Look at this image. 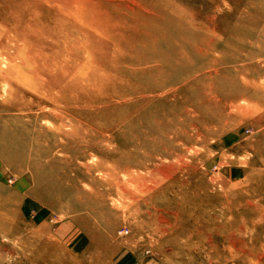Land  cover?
<instances>
[{
  "label": "rangeland",
  "instance_id": "obj_1",
  "mask_svg": "<svg viewBox=\"0 0 264 264\" xmlns=\"http://www.w3.org/2000/svg\"><path fill=\"white\" fill-rule=\"evenodd\" d=\"M0 1V6H3L0 11L9 14L24 10L58 11V6L52 0ZM64 1L70 8L76 2L77 5L81 3L87 6L88 11H96V5L92 4L94 0ZM111 1H118L133 10L115 12L109 9L110 14L98 11L102 13L98 15V21L105 26L103 29L110 27L112 37L105 34L100 38L102 40L99 39L103 45L107 42L104 55L110 56L105 58L106 63L102 67L111 61L114 53L111 44H120L127 53L121 66L126 75L107 82L117 85L120 91L116 94L103 92L97 97L102 99L103 112L93 106L86 109L81 118L85 124L90 120L87 124L91 123L96 131L93 136L99 150L97 156L113 166L111 173L117 174L109 176L108 181H113L114 176L121 180L125 173L130 174L132 179L137 177L126 182L124 192L127 193L123 195L113 183L96 187L98 195L102 194L107 199L106 203L110 204V198L115 202L110 206L116 214L111 220L113 240H108L107 229L111 226L108 225L98 226L102 245L92 241L78 223L61 217L60 208L45 210L29 191L20 192L19 188L16 191L13 186L17 177L5 175L2 171L5 179L4 184L3 180L0 184L12 198L19 199L10 206L16 215L13 213L5 217L8 229L4 230L0 225V264H60L57 259L62 251L67 253L64 259L69 264H92V253L99 264H264V91L249 89L254 96L245 97V103L249 105L248 109L253 107L254 111L232 109L225 120L215 122L206 121L188 104L189 100H196L200 90L188 93V80H183L188 79L184 77L185 74L160 91H143L144 86L152 88L161 85L167 76L148 80L151 70L162 69L159 62L144 65L136 60V66L130 64L134 56L132 49L140 45L135 40L136 36L142 31L154 33L151 21L156 13L141 7L137 0ZM172 1H181L185 5L184 0ZM101 4L106 6L104 2ZM189 4L194 11H188V18L203 20L204 14L210 17L206 24L213 45L217 41L220 44L226 38L231 39L232 34L227 32L230 29L240 27L257 32L253 38L239 41L235 48L231 44L226 52L223 48L215 47L208 50V54L200 58L203 62L209 58L221 62L225 55L231 56L228 52H235L238 62L210 68L204 78H217L214 74L217 69L244 65L246 77L264 80L262 4L259 1L250 4L249 0H188ZM111 17L116 19L113 21ZM101 20H105L104 23ZM259 32L261 34L258 35ZM213 35H217V38ZM125 36L130 40L134 38V41L127 40ZM204 43L202 40L200 46L203 47ZM123 66H128V69ZM201 76L197 75L198 78ZM129 87L133 88L134 93L128 97L123 89ZM208 97L214 99L211 95ZM229 98L225 97L224 102H229ZM142 100H148V103L143 107L138 106ZM113 103L123 104L124 109ZM90 109L94 110L91 116L88 115ZM143 114H148V119L139 122ZM88 161V158L78 159L74 164L78 166ZM94 175H97L96 178ZM92 176L97 181L101 178L97 173ZM130 190L134 191V195ZM42 222L50 225L49 232L58 244L52 241L50 249L38 255L40 252L34 249L30 234L31 230L40 228ZM18 229L20 232H17ZM92 245L96 249L88 251V246Z\"/></svg>",
  "mask_w": 264,
  "mask_h": 264
},
{
  "label": "bare ground",
  "instance_id": "obj_2",
  "mask_svg": "<svg viewBox=\"0 0 264 264\" xmlns=\"http://www.w3.org/2000/svg\"><path fill=\"white\" fill-rule=\"evenodd\" d=\"M52 1L58 6V11L24 10L14 11L12 14L0 11V181L3 180L2 184H4L5 176L2 171L5 175L17 177L13 186L16 191L18 188L21 189L20 192L29 191L32 197L41 202L45 210L52 207L60 208L61 217L68 218L72 222L74 220L92 241L102 245L100 241L102 235L98 226L111 225V220L116 214L110 206L115 202L110 198V204L106 203L107 199L102 197V194L98 195L96 187L109 186V183H113L123 195L127 193L124 192L126 182L132 177L125 173L121 180L114 176L113 181H108L109 176L117 174L111 173L113 166L97 156L99 150L93 136V132L96 131L91 123L87 124L90 120L86 122L84 119L85 124L81 116L85 114L86 109L93 106L103 112L105 108L102 99L99 100L97 97L107 91L116 94L119 90L117 85L107 82L117 76L126 75L124 70H121V66L127 53L126 48L120 44L110 43L114 46V53L111 61L107 63L109 65L102 67L109 54L104 55V46L107 42L103 45V41L100 42L99 39L105 34L111 39L112 37L110 27L103 29L105 26L98 21V15H102L98 11H110L109 9L132 11L133 9L118 1L113 3L114 1L111 0H84L92 1V4L96 5V11H88V7L81 3L77 5L74 2L70 8L64 0ZM258 1L264 9V0H249V3ZM102 2L106 3V6L102 5ZM137 2L141 3V7L154 11L156 16L151 21L154 33L142 31L136 36L135 40L140 42V45L133 46L131 52L134 56L130 64L136 66L137 63L144 65L153 62L162 63L161 70L144 71V73L150 72L148 80L167 75L164 83L152 88L144 86L143 91H160L185 74L184 77L188 79L183 80H188V93L200 90L196 100L194 102L189 100L188 104L193 106L206 121L225 120L230 116L232 109L239 112L254 111L253 107L248 109L249 105L245 103V97L254 96L249 89L264 91V80L256 81L246 77L247 71L244 65L238 67L235 65L232 69H217L214 73L217 78L209 77L208 80L207 76L205 79L204 76L210 68L237 64L238 60L235 52H228L231 56L225 55L221 58V62L211 58L203 62L200 58L205 57L208 50L213 47L223 48L224 52L226 49L229 50L231 44L235 48L234 45L239 41L253 38L257 33L255 29L240 27L230 29L227 32L232 34L231 39L226 38L220 44H217L216 40L217 43L213 45L206 24L210 21V17L204 14L203 20L188 18V11H194L192 5H188V0H184L185 5L181 1L172 0H137ZM209 7L211 8V5ZM103 21L105 20H101ZM262 34L264 35V30ZM214 37L217 38V35ZM202 40L205 41L203 47L206 49L200 46ZM130 41H134V38ZM126 67L128 69V66ZM199 74L203 76L198 78ZM129 77L130 74L127 78ZM123 93L129 97L134 90L129 87L123 89ZM104 95L106 96V93ZM208 95L214 99H210ZM227 96L230 98L226 103L224 100ZM147 103L148 100H142L138 106L143 107ZM112 105L124 109L121 103ZM92 113L94 110L90 109L88 115L91 116ZM147 119L148 114H143L139 122ZM141 144L144 145V142ZM87 158L88 162H81L75 166V160ZM93 173L101 176L99 181L93 179L95 176H92ZM6 190L0 184V225L4 230L8 229V226H5V217L12 216L13 213L16 215L10 206L15 205L19 199V197L12 198L13 196ZM130 191L128 192L131 193ZM200 217L202 218L201 215ZM44 223L40 224V228L31 230L30 234L34 249L40 252L38 255H43L42 251L49 250L52 241L57 243L49 232L50 225ZM17 232H20V229ZM113 233L111 225L107 229L108 240H113ZM87 249L94 251L96 247L92 245ZM66 254L62 251L57 259L60 264H69L64 259ZM92 255V264H99L98 258L94 257V253Z\"/></svg>",
  "mask_w": 264,
  "mask_h": 264
}]
</instances>
